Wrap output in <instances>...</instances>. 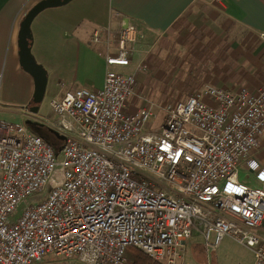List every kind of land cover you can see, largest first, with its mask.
Here are the masks:
<instances>
[{"label":"built area","instance_id":"obj_1","mask_svg":"<svg viewBox=\"0 0 264 264\" xmlns=\"http://www.w3.org/2000/svg\"><path fill=\"white\" fill-rule=\"evenodd\" d=\"M102 33V87L52 101L57 120L47 125L64 136L61 162L26 124L0 119V264L49 254L76 259L71 264H129V247L178 264L180 247L196 234L206 250L231 237L264 264V165L253 154L264 135V86L207 85L161 107H134L147 61L126 75L112 66L131 65L142 36L127 20L95 30L93 41ZM159 109L160 130L148 131ZM242 166L262 186L241 181ZM46 189L11 220L24 199Z\"/></svg>","mask_w":264,"mask_h":264},{"label":"rangeland","instance_id":"obj_2","mask_svg":"<svg viewBox=\"0 0 264 264\" xmlns=\"http://www.w3.org/2000/svg\"><path fill=\"white\" fill-rule=\"evenodd\" d=\"M58 8L46 9L42 12L44 14L42 16L57 12L60 10ZM205 11L207 13L206 8ZM200 19L204 22L198 24L197 18L190 19L172 34L164 36L158 41L157 39L151 40L150 45L154 48L148 51L147 57L142 56L143 53L134 49L135 57H133L131 65L112 66L113 70L126 75L134 73L139 61H147L148 71L137 73L136 94L132 100L134 107H140L148 102H155L161 107L168 102L185 99L208 84L218 85L214 80H218L219 68L227 66V69L230 67L233 71L237 67V70L240 71L239 64L242 59V64L245 63L247 66L250 63L257 66L262 65L264 60L260 54V40L254 33L222 16L209 20L205 15ZM39 20L37 19L32 25L34 30H36ZM104 28L96 30L102 31ZM46 30L52 34L45 40L40 41L39 38L32 48V53L48 73L46 94L37 115L50 123L57 120L52 109V101L62 97L68 91L79 88L76 82L78 77L76 61L80 43L98 45L103 42L105 46L98 45L99 51L103 55L106 54L107 45L104 41V33L101 35L100 42L93 41L94 32L91 26L83 25L70 29L68 26L60 27L54 23H48ZM62 50L63 52H61ZM207 71H210L211 75H209L208 82H205ZM239 75L240 73H238ZM225 77H227L225 74L219 76V80L223 83ZM4 91L3 83L0 81V119L23 123V120L19 119L17 115L21 110V105L14 100H7ZM23 109L24 114L30 113L27 107ZM163 115L164 111L159 109L157 117L150 119L146 129L152 132L159 131ZM57 154V162H61L63 160L62 152L59 151ZM239 177L241 181L251 185V181L247 178V171L243 166L240 168ZM250 178L253 180L254 176ZM46 193L47 189L24 199L11 220L14 221L20 217L28 206L42 201ZM214 237L212 234V240ZM179 255L178 264H252L254 259L251 249L231 237L222 239L214 250H206L203 237L198 234L180 247ZM75 260L74 258L65 260L63 257L49 254L45 255L41 262L34 264H71L70 261Z\"/></svg>","mask_w":264,"mask_h":264},{"label":"crops","instance_id":"obj_3","mask_svg":"<svg viewBox=\"0 0 264 264\" xmlns=\"http://www.w3.org/2000/svg\"><path fill=\"white\" fill-rule=\"evenodd\" d=\"M38 1L40 0H0V81L4 86L5 98L14 100L21 105V110L17 115L24 124H26V120L32 119L44 128L51 129L47 125L48 122L40 115L31 112L23 113V107L27 106L32 98L34 80L20 66L18 33L24 15ZM58 9L60 10L49 13L47 16H42L44 14L40 13L35 18L33 24L37 19L40 20L36 30L32 27L33 46L39 38L40 41L45 40L52 34L46 30L48 23H54L60 27L68 26L70 29L83 25L91 26L94 32L97 28L108 25L114 28L119 27L122 21L127 20L136 26L142 36L134 44V49L143 53L142 56L147 57L148 51L154 48L150 45L151 40L157 39L158 41L160 38L172 34L190 19L197 18L198 24L203 23L204 21L200 17L207 15L209 20L222 16L254 33L260 40V54L264 60V0H224L223 6H220L215 0H73ZM100 44L104 45L103 42ZM98 45L80 43L76 61L78 74L76 82L79 88L97 89L104 83L105 55L99 51ZM61 48L64 49L62 46ZM242 61L243 59L239 64L240 71L235 65L233 71L230 67L227 69V66L219 68L218 80H214L218 85L213 84V86L234 89L243 86H264V61L259 66L252 63L247 66L245 63L242 64ZM209 72H206L205 82L209 80V75H211ZM238 73H240L239 76ZM224 74L227 77L222 83L219 76ZM29 129L33 133L32 129ZM253 154L264 165V135L260 139L259 148ZM250 177L251 175L247 176L251 185L262 186L255 178L251 180ZM258 233L264 238V220L258 228Z\"/></svg>","mask_w":264,"mask_h":264},{"label":"water","instance_id":"obj_4","mask_svg":"<svg viewBox=\"0 0 264 264\" xmlns=\"http://www.w3.org/2000/svg\"><path fill=\"white\" fill-rule=\"evenodd\" d=\"M73 0H40L35 3L24 15L20 29L18 33V55H19V63L21 68L27 72L34 80V92L30 103L28 106H24L23 108H28L32 114H38L40 110V105L44 100L47 84H48V73L46 69L37 62L35 59L32 48L34 44V38L32 33V24L35 18L50 8H58L65 6L72 2ZM29 128L32 129L33 133L41 136L47 142L53 145L56 149L57 153L61 151L62 146L58 147L57 144L51 143L38 128L35 126L37 122L32 119H28L25 122ZM48 129V128H47ZM55 133L52 129H48ZM62 138L64 136L60 135Z\"/></svg>","mask_w":264,"mask_h":264},{"label":"trees","instance_id":"obj_5","mask_svg":"<svg viewBox=\"0 0 264 264\" xmlns=\"http://www.w3.org/2000/svg\"><path fill=\"white\" fill-rule=\"evenodd\" d=\"M57 146L60 147L59 145ZM126 256L128 258L129 264H165L163 262L151 259L149 256H147L137 248L129 247L126 250Z\"/></svg>","mask_w":264,"mask_h":264},{"label":"flooded vegetation","instance_id":"obj_6","mask_svg":"<svg viewBox=\"0 0 264 264\" xmlns=\"http://www.w3.org/2000/svg\"><path fill=\"white\" fill-rule=\"evenodd\" d=\"M36 128H38L42 133H44L45 137L54 144H57L59 146H62L63 144V138L58 134V133H54L46 128H44L41 124L37 123V125L35 126Z\"/></svg>","mask_w":264,"mask_h":264}]
</instances>
